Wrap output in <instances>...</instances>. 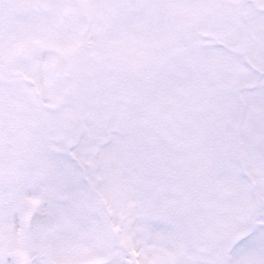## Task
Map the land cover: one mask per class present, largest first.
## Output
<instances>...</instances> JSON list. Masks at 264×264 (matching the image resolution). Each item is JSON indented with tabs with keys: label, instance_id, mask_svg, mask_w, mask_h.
I'll return each mask as SVG.
<instances>
[{
	"label": "snow or ice",
	"instance_id": "snow-or-ice-1",
	"mask_svg": "<svg viewBox=\"0 0 264 264\" xmlns=\"http://www.w3.org/2000/svg\"><path fill=\"white\" fill-rule=\"evenodd\" d=\"M0 264H264V0H0Z\"/></svg>",
	"mask_w": 264,
	"mask_h": 264
}]
</instances>
